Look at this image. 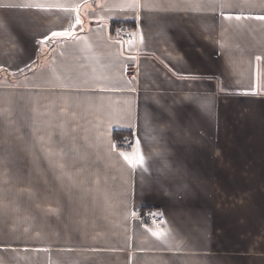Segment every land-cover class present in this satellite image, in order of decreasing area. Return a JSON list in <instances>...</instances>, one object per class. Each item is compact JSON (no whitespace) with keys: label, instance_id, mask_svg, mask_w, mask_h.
<instances>
[{"label":"crops","instance_id":"1","mask_svg":"<svg viewBox=\"0 0 264 264\" xmlns=\"http://www.w3.org/2000/svg\"><path fill=\"white\" fill-rule=\"evenodd\" d=\"M0 264H264V0H0Z\"/></svg>","mask_w":264,"mask_h":264},{"label":"built area","instance_id":"2","mask_svg":"<svg viewBox=\"0 0 264 264\" xmlns=\"http://www.w3.org/2000/svg\"><path fill=\"white\" fill-rule=\"evenodd\" d=\"M116 34L120 39L126 42H132L136 39V28L128 24H119L116 27ZM126 73L128 76L135 77L138 73L137 64L134 62L128 63L126 66ZM124 143L133 146L134 140L132 139V137H126L124 139ZM141 218L147 223L153 225H160L165 221V216L159 211L152 208L146 209L143 212Z\"/></svg>","mask_w":264,"mask_h":264},{"label":"snow or ice","instance_id":"3","mask_svg":"<svg viewBox=\"0 0 264 264\" xmlns=\"http://www.w3.org/2000/svg\"><path fill=\"white\" fill-rule=\"evenodd\" d=\"M81 21L79 20V18L77 17L76 19V24H80ZM70 27H72V25H70ZM72 33L65 30V31H56V32H52L51 36L52 37H57V36H71ZM47 39V37H46ZM124 159L127 160L130 164L134 163V161L132 159H130L127 155L124 156ZM135 163L137 164H143V156H140L138 160L135 161ZM153 235L155 236H161V233H153Z\"/></svg>","mask_w":264,"mask_h":264},{"label":"trees","instance_id":"4","mask_svg":"<svg viewBox=\"0 0 264 264\" xmlns=\"http://www.w3.org/2000/svg\"><path fill=\"white\" fill-rule=\"evenodd\" d=\"M120 24H123V23H120ZM118 25H119V24H118ZM118 25H117V26H118ZM128 25H130V24H128ZM117 26H116V27H117ZM119 135H120L119 133H116V138H117ZM123 141H124V139H123ZM123 144H125V143L123 142ZM125 145H126V146H129V145H127V144H125Z\"/></svg>","mask_w":264,"mask_h":264}]
</instances>
